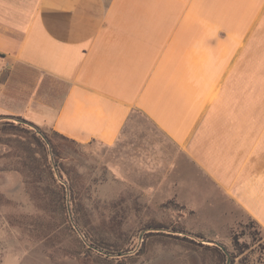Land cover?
<instances>
[{
	"label": "crops",
	"instance_id": "0c3cea01",
	"mask_svg": "<svg viewBox=\"0 0 264 264\" xmlns=\"http://www.w3.org/2000/svg\"><path fill=\"white\" fill-rule=\"evenodd\" d=\"M0 67V119L97 145L123 185L226 203L264 234V0H0ZM0 191L28 199L19 179Z\"/></svg>",
	"mask_w": 264,
	"mask_h": 264
},
{
	"label": "rangeland",
	"instance_id": "374dc122",
	"mask_svg": "<svg viewBox=\"0 0 264 264\" xmlns=\"http://www.w3.org/2000/svg\"><path fill=\"white\" fill-rule=\"evenodd\" d=\"M43 131L52 136L53 131ZM101 153L97 145H67L61 161L81 175L85 188L74 196L87 203L93 220L91 226L103 228L111 240H119L121 234V242L127 246L120 254L127 255L117 257L119 253L93 246L76 225V232L70 228L60 232L56 226L58 216L39 211L30 197L27 200L17 197L20 202L0 209L3 254H17L25 261L23 264H224L204 245L221 243L231 253L235 251L233 237L237 235L248 248L234 264H261L264 234L249 218L240 217L226 203H216L214 207L212 202H196L201 204L197 210L186 203L158 200L140 187L125 186L109 173ZM229 210L239 218L232 225ZM113 214L123 219L115 236L106 232L110 230L109 218ZM148 232L161 234L149 236Z\"/></svg>",
	"mask_w": 264,
	"mask_h": 264
},
{
	"label": "trees",
	"instance_id": "16d2710c",
	"mask_svg": "<svg viewBox=\"0 0 264 264\" xmlns=\"http://www.w3.org/2000/svg\"><path fill=\"white\" fill-rule=\"evenodd\" d=\"M67 145L79 144L56 132H53L51 136L21 117L0 119V178L19 179L25 195L34 201L39 211L58 216L56 226L59 231L70 228L76 232L78 228L93 246L112 254L123 253L127 244L121 242L122 235L119 234V240H111V235L104 234L103 228L98 225L93 228L87 203L83 198H75V193H80L85 188V184L80 181L81 175L73 166L61 161ZM167 202L177 203L174 200ZM12 203L15 201L8 199L0 191V206ZM109 219L110 230L107 229L106 232L111 231L115 236L117 225H120L119 222L123 219H120L118 214H113ZM251 221L259 226L253 220ZM10 223L12 224V221ZM147 226L150 228L154 225ZM154 234L161 233H147L149 236ZM239 239V236L234 235L235 251L229 255L217 245L204 246L215 252L219 262L225 264V261L228 262L230 258V264H234L236 258L244 254L248 248L247 244L240 243ZM263 249L264 243L261 250V264H264Z\"/></svg>",
	"mask_w": 264,
	"mask_h": 264
},
{
	"label": "water",
	"instance_id": "95a60500",
	"mask_svg": "<svg viewBox=\"0 0 264 264\" xmlns=\"http://www.w3.org/2000/svg\"><path fill=\"white\" fill-rule=\"evenodd\" d=\"M215 245H217L218 247H220L227 255H229V251L227 250V248L224 245H222L221 243H215ZM126 255L127 254H119V255H117V257H123V256H126ZM107 256H108V254H107ZM230 262H231V259L228 258L227 264H230Z\"/></svg>",
	"mask_w": 264,
	"mask_h": 264
},
{
	"label": "built area",
	"instance_id": "2783aa9c",
	"mask_svg": "<svg viewBox=\"0 0 264 264\" xmlns=\"http://www.w3.org/2000/svg\"><path fill=\"white\" fill-rule=\"evenodd\" d=\"M4 76V69L0 67V79H2Z\"/></svg>",
	"mask_w": 264,
	"mask_h": 264
}]
</instances>
